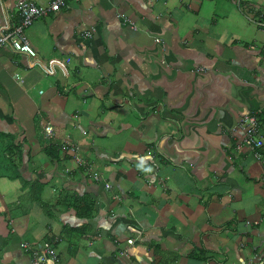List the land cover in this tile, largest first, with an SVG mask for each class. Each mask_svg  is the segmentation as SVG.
Masks as SVG:
<instances>
[{
	"label": "crops",
	"instance_id": "0c3cea01",
	"mask_svg": "<svg viewBox=\"0 0 264 264\" xmlns=\"http://www.w3.org/2000/svg\"><path fill=\"white\" fill-rule=\"evenodd\" d=\"M25 34L47 70L0 47V264H264V0H66Z\"/></svg>",
	"mask_w": 264,
	"mask_h": 264
},
{
	"label": "built area",
	"instance_id": "2783aa9c",
	"mask_svg": "<svg viewBox=\"0 0 264 264\" xmlns=\"http://www.w3.org/2000/svg\"><path fill=\"white\" fill-rule=\"evenodd\" d=\"M76 1V0H74ZM66 5V0H50L47 4L37 5L28 0H17L19 22L11 24L8 17L4 15L3 23L0 25V47L7 46L15 52L24 53L28 59L30 65H38L44 70L47 68L42 64L40 58L37 55L35 48H33L25 34V29L29 27L34 19L40 16H46L49 13L59 12L62 7ZM159 42V39H156ZM203 70L202 68H199ZM14 78L20 80L18 74L14 75ZM239 127L243 131L242 144L248 149L253 150L254 158L260 159V154L256 151L264 143V137L260 133L259 122L256 113L244 114L239 122ZM44 136L51 138L54 135L53 128L47 124L43 128ZM69 144V149L74 152V159L82 164L83 160L78 155L79 146L74 143L66 142ZM95 180L102 179L97 173L93 174ZM109 188V182L105 183ZM131 242V241H130ZM27 247L26 244H24ZM57 250L53 241H45L37 249L31 252V264H46L48 261H55L57 259Z\"/></svg>",
	"mask_w": 264,
	"mask_h": 264
}]
</instances>
